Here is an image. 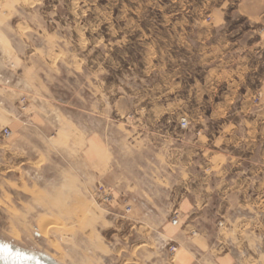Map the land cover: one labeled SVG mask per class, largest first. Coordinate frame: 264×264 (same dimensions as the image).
<instances>
[{"label": "crops", "instance_id": "crops-1", "mask_svg": "<svg viewBox=\"0 0 264 264\" xmlns=\"http://www.w3.org/2000/svg\"><path fill=\"white\" fill-rule=\"evenodd\" d=\"M261 1H252L249 18L263 15ZM11 45L13 59L0 56V83L16 84L17 95L9 100L0 87V164L13 166L23 193L35 189L27 180L40 178L45 186L36 190L50 196L55 187L67 188L70 177V172L46 173L44 165L53 163L54 157L48 160L39 149L43 139L52 143L47 134L51 124L39 113L36 101L47 105L49 96L42 94L38 84L51 82L47 71L49 66L53 70V55L48 64V57L39 56L37 44ZM203 46L204 58L189 62L192 72L170 76L169 90L158 92L157 99L172 97V102L157 105L158 124L172 120L179 131L159 136V153H112V141L103 139V130L113 131L116 125L105 120L101 126L104 110L96 106L100 96L95 91L91 92V112L83 110L93 123H67L84 136L83 153L75 157L83 166L74 171L76 194L81 195L78 202L62 206L84 208L69 216L47 208V217L76 228L71 237L83 244L87 259L97 264L107 258L117 260L120 227L131 228L128 263L264 264V44ZM195 66L199 69L194 74ZM164 86L161 80L158 87ZM21 94L29 102L24 111L18 101ZM182 119L188 122L186 131L181 128ZM4 129L11 131L10 138H3ZM42 160L45 164L36 169ZM71 160L76 161L63 154L60 161L69 164ZM101 182L114 195L109 220L103 212L87 211L92 206L90 185L97 187ZM176 211L179 224L173 226ZM108 228L115 230L110 238ZM173 244L177 251L170 254L168 247Z\"/></svg>", "mask_w": 264, "mask_h": 264}, {"label": "rangeland", "instance_id": "rangeland-1", "mask_svg": "<svg viewBox=\"0 0 264 264\" xmlns=\"http://www.w3.org/2000/svg\"><path fill=\"white\" fill-rule=\"evenodd\" d=\"M252 1L0 0V56L13 59L11 44H37L39 56L48 57V64L53 55V70L49 71L48 65L47 71L51 82L47 86L38 84L42 94L47 92L49 96L47 105L36 102L39 113L47 116L51 124L47 134L52 143L42 138L39 149L48 160L54 157V162L45 164L42 160L36 169L44 163L48 174L70 172L68 187H52L48 196L36 190L45 186L40 178L27 180L26 184L35 189L23 193L19 179L13 176V166L0 164V242L43 256L54 264H97L95 259H87L83 244L71 237L76 235V228L47 217V208L60 216L77 214L84 208L62 206L78 202L81 195L76 194L74 171L83 166L75 157L83 153L84 136L67 127V123H93L83 110L91 112V92L95 91L100 96L96 106L104 110L101 126L105 120L116 125L113 131L103 130V139L112 141V153H159V136L179 131L172 126V120L158 124L157 105L172 102V97L157 99L158 92L169 90L170 76L192 72L189 62L204 58L203 44H264V13L259 19L249 18ZM261 4L264 8V0ZM0 62L3 63L1 59ZM198 69L195 66L193 73ZM161 80L165 86L159 88ZM15 85L0 83L2 94L9 100L17 95L13 92ZM26 98L21 94L18 99L23 111L29 103ZM4 130L2 136L8 139ZM63 154L76 161L63 164ZM101 183L97 187L90 185L92 206L87 211L103 212L109 220L114 195L105 182ZM106 196L111 200L106 201ZM49 204L55 206H46ZM107 230V238L115 235L114 229ZM118 230L120 227L116 231L121 237V254L117 260L107 258L102 264H132L125 258L131 250V236L127 237L131 228Z\"/></svg>", "mask_w": 264, "mask_h": 264}, {"label": "bare ground", "instance_id": "bare-ground-1", "mask_svg": "<svg viewBox=\"0 0 264 264\" xmlns=\"http://www.w3.org/2000/svg\"><path fill=\"white\" fill-rule=\"evenodd\" d=\"M0 243H2V245H0V264H37L31 261L33 260V258L35 257L34 255L36 254H31L29 252L28 253L23 252V250H20V249H17L14 252L12 250L13 247L11 245L3 243V242H0ZM17 253L19 254V256H16Z\"/></svg>", "mask_w": 264, "mask_h": 264}, {"label": "built area", "instance_id": "built-area-1", "mask_svg": "<svg viewBox=\"0 0 264 264\" xmlns=\"http://www.w3.org/2000/svg\"><path fill=\"white\" fill-rule=\"evenodd\" d=\"M181 126H182V128H185V129L188 128V122H187L186 119H183V120L181 121ZM4 136H5L6 138H9V137L11 136V132H10L9 129H5V130H4ZM105 200H106V201H110L111 198L108 197V196H106V197H105ZM128 211H130V209H128ZM171 223H172L173 226H177V225L179 224V213H178L177 211L174 212L173 217H172V220H171ZM168 249H169V251H170L172 254H174V253L177 251V246H175V245L173 244V245H170V246L168 247Z\"/></svg>", "mask_w": 264, "mask_h": 264}, {"label": "water", "instance_id": "water-1", "mask_svg": "<svg viewBox=\"0 0 264 264\" xmlns=\"http://www.w3.org/2000/svg\"><path fill=\"white\" fill-rule=\"evenodd\" d=\"M0 245H2V243H0ZM12 250L15 252V250H17V248L13 247ZM23 252H25V251H23ZM16 256H19V254L17 253ZM34 256L35 257L33 258V260H31L34 263H37V264H54L52 261H50L49 259H46L43 256H39V255H34Z\"/></svg>", "mask_w": 264, "mask_h": 264}]
</instances>
